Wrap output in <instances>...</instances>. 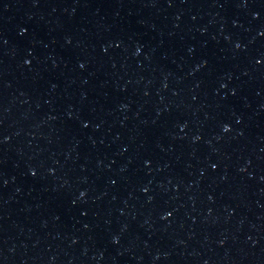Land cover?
<instances>
[{
  "label": "water",
  "instance_id": "95a60500",
  "mask_svg": "<svg viewBox=\"0 0 264 264\" xmlns=\"http://www.w3.org/2000/svg\"><path fill=\"white\" fill-rule=\"evenodd\" d=\"M0 264H264V0H0Z\"/></svg>",
  "mask_w": 264,
  "mask_h": 264
}]
</instances>
